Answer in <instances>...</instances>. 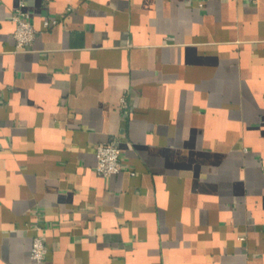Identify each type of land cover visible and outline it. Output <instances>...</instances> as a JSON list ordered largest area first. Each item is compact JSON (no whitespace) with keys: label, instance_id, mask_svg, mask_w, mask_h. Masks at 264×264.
<instances>
[{"label":"crops","instance_id":"crops-1","mask_svg":"<svg viewBox=\"0 0 264 264\" xmlns=\"http://www.w3.org/2000/svg\"><path fill=\"white\" fill-rule=\"evenodd\" d=\"M18 2L0 0V264H264V0H24L25 48Z\"/></svg>","mask_w":264,"mask_h":264},{"label":"built area","instance_id":"built-area-1","mask_svg":"<svg viewBox=\"0 0 264 264\" xmlns=\"http://www.w3.org/2000/svg\"><path fill=\"white\" fill-rule=\"evenodd\" d=\"M24 5V0H19L11 13V19L14 22L12 36L15 39L17 48H25L31 45L37 33V29L30 20L29 12L24 8ZM57 22L55 18H44L42 25L43 27H48ZM94 169L97 173L104 176L118 173L122 169L120 147L115 139L102 141L96 145ZM41 229L42 226L40 224L35 226V233L29 248L30 257L38 263L43 261L47 252Z\"/></svg>","mask_w":264,"mask_h":264}]
</instances>
